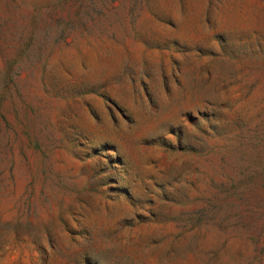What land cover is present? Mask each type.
I'll return each mask as SVG.
<instances>
[{
	"label": "rangeland",
	"instance_id": "obj_1",
	"mask_svg": "<svg viewBox=\"0 0 264 264\" xmlns=\"http://www.w3.org/2000/svg\"><path fill=\"white\" fill-rule=\"evenodd\" d=\"M0 264H264V0H0Z\"/></svg>",
	"mask_w": 264,
	"mask_h": 264
}]
</instances>
